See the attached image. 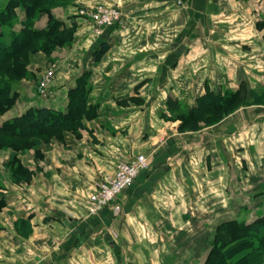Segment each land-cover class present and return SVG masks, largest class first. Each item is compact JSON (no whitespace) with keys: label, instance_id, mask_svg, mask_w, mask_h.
Returning a JSON list of instances; mask_svg holds the SVG:
<instances>
[{"label":"rangeland","instance_id":"1","mask_svg":"<svg viewBox=\"0 0 264 264\" xmlns=\"http://www.w3.org/2000/svg\"><path fill=\"white\" fill-rule=\"evenodd\" d=\"M191 1L190 10V0H181V5L175 7L184 12L186 19L195 12L196 20H204L211 31L202 33L201 28L195 29L192 47L186 51L180 73L168 78L171 81L168 87L174 85L175 88L183 80L193 86L196 95L189 108L184 102L169 97L164 110L156 111V116L165 123L179 122L176 132L167 130L159 144L165 142L171 132L177 136L186 133L192 136L209 130L227 136L206 140L204 149L216 153L206 177L202 168L203 148L181 160L183 180L192 181L194 186L186 187L188 191L185 194L181 190L178 192L179 200L182 199L186 205L189 200L190 207L184 216L183 209H180V223L167 218L162 222L157 220V225L151 227L153 232L147 231L156 233L157 239L152 242L156 247L149 248L148 244L146 248L144 242H140L147 239L143 235L147 232L141 230L137 241L135 238L127 241V256L120 258L119 264H205L214 244H219L222 238L237 235L232 226L234 222L250 225L264 216V33L261 31L264 29V0H200V5L205 3L203 6H199L196 0L195 3ZM7 2L11 3L9 9L5 5ZM38 3L35 6L32 0H0V13L8 11L7 19L0 25L1 40L9 44L17 39V35L31 40L16 56L0 62V89L4 90L0 92V127L21 118L31 109L46 108L43 106L55 99L66 98L65 111L50 109L59 113L69 112V108L74 110L77 102L90 106V90L86 92V89L116 76L115 70L108 72L110 66L105 65L106 62L112 58L146 57L145 50L140 49L145 42L152 47L147 54L154 60L170 51L160 47L170 34L155 25L157 9L172 5L166 0H42ZM143 9H147L148 14L139 12ZM114 10L118 12L117 18L110 24H104L105 13ZM54 21L58 30H62L57 37L32 38L26 34L27 24L36 30H46ZM254 25L257 32H253ZM251 32L255 35L254 42H250ZM253 43L255 48L251 47ZM90 46L95 48L93 52L88 49ZM17 50L20 51V46ZM153 67L160 69L157 64ZM138 69L137 66L130 69L134 76L131 78H135L134 90L144 83L137 78ZM107 72L109 77L105 75ZM60 83L64 86H59ZM130 104L135 108L141 106L134 98L117 103L120 106ZM77 108L80 109L79 106ZM189 111L191 120L184 122L182 115ZM74 112L71 113L72 118ZM89 119V115L84 114V117L74 120L72 126L46 127L37 134L26 132L11 136L0 132V264H16L17 260L19 264L46 262L42 253L28 255V247L24 245H27L25 241L30 225L14 219L11 203L18 206L20 202L25 206L32 201L44 204L49 200L47 198L53 199L46 186L51 170H59L60 161L66 166L73 165L74 160L69 159V155L75 154L77 149L83 146L90 149L85 142L78 141L82 131L87 129L84 121ZM223 125L226 126L225 133L218 131ZM138 155L147 158V167L138 173L133 184L103 209L89 213L91 196L99 185L114 175L119 164ZM138 155L129 161L115 162L112 173L97 182L95 190L84 200L89 216H96L113 206L142 172L151 169L150 157L143 153ZM218 166L222 169H215ZM170 170L159 180L169 181L166 175L171 173ZM174 176L172 180L175 183L178 177ZM58 181L54 185H58ZM58 195L54 194V198ZM163 196H168V193ZM202 196L206 200L198 199ZM21 197L25 202L19 201ZM54 201L59 202L58 199L51 202ZM5 202L10 206H3ZM113 208L120 214L119 205ZM163 211L166 214V210ZM12 231L20 233V240L24 241L12 242ZM236 242L239 241L235 239L229 245H236ZM242 252L243 248H240L231 255L230 261Z\"/></svg>","mask_w":264,"mask_h":264},{"label":"crops","instance_id":"2","mask_svg":"<svg viewBox=\"0 0 264 264\" xmlns=\"http://www.w3.org/2000/svg\"><path fill=\"white\" fill-rule=\"evenodd\" d=\"M196 1L199 4L200 0ZM166 2H171L172 5L157 9L155 25L159 26L162 32L170 34L164 38L165 42L160 46H164L163 49L169 48L170 51L168 50L154 60L153 56L147 54L148 49L152 47L145 42V46L140 49L145 50L146 57L109 59L105 64L110 66L109 70L103 69L108 70L109 73L115 70L114 75L116 76L112 80L111 78H108V81L102 80L103 82L97 86L94 83L92 88L88 87L86 92L90 90V95L87 94L90 106L80 104V110H76L78 118L84 117V114L90 117L88 121H84L87 129L82 131L78 137V141L85 142L90 149H85L84 146L77 149L75 154L69 155V159L74 160L73 165L66 166L60 161L59 170H54L55 168L51 170L48 180L50 185L46 186L50 189L48 193L53 199L47 198L49 200L44 204L32 201L25 206L20 202L18 206H14V201L11 203L14 207L12 208L14 219L30 225L28 238L25 241L27 245H24L28 247V255L36 256L42 253L45 257L43 261H46L44 264H119L120 258L127 256L129 248L127 241L133 238L137 241L141 230L153 232L151 227L157 225V220L162 222L164 218L176 220L177 224L180 223V209H183L182 215L184 216L185 210L190 207L189 200L187 205L183 204L182 199L179 200L178 192L181 190L185 194L188 191L186 187L194 186L192 181L183 180L181 160L186 155L195 154V151L200 148L204 149L206 140L227 136V134H217L209 130H203L192 136H187L188 133L177 136V133L171 132V136L159 144V141L167 134V130L176 132L179 122L165 123L156 116V111L164 110L169 97L178 102H184L189 108L196 95L193 86L183 80L182 83L176 84L175 88L171 84L168 87V82H171L168 78L180 73V66L186 59V51L192 47L191 43L196 34L195 29L198 31L201 28L202 33L211 31V28L204 24V20H196L195 12L191 17L185 18L184 12L175 7V5H181L179 3L181 0H166ZM191 4L190 0L189 10ZM203 5L205 3L199 4V6ZM139 12L148 14L147 9L139 10ZM192 18L194 23H192ZM255 31L257 32V29L254 25L253 32ZM261 31L264 33V29ZM253 32H251L252 36H249L252 37L250 42L255 41ZM251 47L255 48V44L253 43ZM88 49L90 52L95 50L93 46ZM156 64L160 66V69L153 67ZM133 66L139 68L137 78L144 81L137 90H134L132 85L135 78H131L134 76L130 69ZM108 72L105 73L106 76ZM237 77L235 76V79H238ZM60 85L64 86L63 83ZM210 90L216 91L215 89ZM126 98L138 99L141 106L135 108L131 104L117 105ZM65 99L61 98L59 101L55 99L43 107L65 111L67 107ZM225 127V125L221 126L218 131H224ZM204 150L201 157L203 173L206 177L208 170L212 168L211 162L216 153ZM140 153L150 157L151 169L142 172L134 185L114 201L113 206L105 208L96 216H89L84 200L89 193L95 190L97 182L112 173L115 162L129 161ZM220 166L215 169H222ZM169 170L171 173L165 177L170 180L165 183L159 180ZM173 175L178 177L175 183L172 180ZM57 179L59 184L54 185ZM169 183L174 185H166ZM220 188L224 190V187ZM167 193L168 196L164 197L163 195ZM54 194L59 195L54 198ZM23 197L19 201L25 202L22 200ZM55 199L59 202H51ZM198 199L206 200L205 196ZM2 205L9 207L10 203L5 202ZM114 205L120 206V214L114 210ZM163 210H166V214ZM186 219L188 220L189 217ZM150 232L144 233L147 239L140 241L144 242L146 248L148 244L149 248L157 246L152 244L157 239L156 233ZM18 234L12 231V242L20 243L21 238ZM117 254L119 257L116 256ZM17 257L19 258L18 255ZM40 263L34 261L31 264ZM16 264H19V260Z\"/></svg>","mask_w":264,"mask_h":264},{"label":"trees","instance_id":"3","mask_svg":"<svg viewBox=\"0 0 264 264\" xmlns=\"http://www.w3.org/2000/svg\"><path fill=\"white\" fill-rule=\"evenodd\" d=\"M42 0H32L34 5H38V2ZM66 1V0H62ZM11 3H6V8L9 9L11 7ZM28 7L29 4L26 3ZM8 11H3L0 13V25L7 19ZM8 23V22H7ZM6 23V24H7ZM57 22H52L51 26L49 23V27L46 30H36L31 24H27L25 31L26 34L32 35V38L40 37V36H55L57 37L62 30H58ZM14 41L12 40L9 44H5L2 39V32L0 31V56H2L1 61L8 60L14 56H16L23 47L31 41L30 38H26L23 36L17 35ZM18 41V42H17ZM17 43L20 46V51L17 50ZM21 43V44H19ZM106 47V46H104ZM1 69V67H0ZM4 91L2 88L0 92ZM78 98H80L78 96ZM81 99V98H80ZM215 99V98H213ZM83 106V103H76V108H69V112H74L75 116H71L69 112H55L50 109H31L21 118L16 119L15 121L11 122L10 124L2 125L0 127V132H6L11 136H20L26 132L37 134L41 132L42 129H46V127H69L72 126L73 121L76 120L78 117L76 116V110H78L79 105ZM81 106H79L80 108ZM195 113L194 111H192ZM185 119L184 122H190L191 120V111L187 112L186 114L182 115ZM194 118V117H193ZM194 124V122H193ZM233 229H236L237 235L234 234V237H228L227 239H221L219 244H214L213 249L210 252L205 264H264V216L258 218L255 222L250 225L244 224H232ZM234 238V239H233ZM236 245H231L234 240ZM230 244V245H229ZM229 245V246H227ZM227 246L225 249L224 247ZM237 248V249H236ZM240 248H243V252L237 258L231 259V255H234L235 252H238Z\"/></svg>","mask_w":264,"mask_h":264},{"label":"built area","instance_id":"4","mask_svg":"<svg viewBox=\"0 0 264 264\" xmlns=\"http://www.w3.org/2000/svg\"><path fill=\"white\" fill-rule=\"evenodd\" d=\"M117 11L105 13L104 24H110L117 18ZM147 167V158L138 155L129 162L118 165L114 175L99 185L96 193L91 196L92 206L89 213H96L113 201L123 190L130 187L136 179L138 173Z\"/></svg>","mask_w":264,"mask_h":264}]
</instances>
